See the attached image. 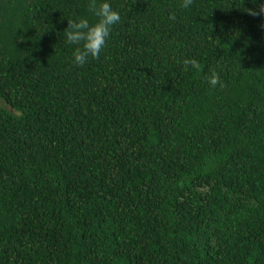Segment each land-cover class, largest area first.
<instances>
[{
  "label": "trees",
  "instance_id": "1",
  "mask_svg": "<svg viewBox=\"0 0 264 264\" xmlns=\"http://www.w3.org/2000/svg\"><path fill=\"white\" fill-rule=\"evenodd\" d=\"M110 2L79 66L87 0H0V264H264V17Z\"/></svg>",
  "mask_w": 264,
  "mask_h": 264
},
{
  "label": "clouds",
  "instance_id": "2",
  "mask_svg": "<svg viewBox=\"0 0 264 264\" xmlns=\"http://www.w3.org/2000/svg\"><path fill=\"white\" fill-rule=\"evenodd\" d=\"M253 7H246L243 0V7L239 8L252 16L264 17V0H249ZM193 0H180V7L188 9ZM89 15H79L67 18V26L62 30L64 42L74 45L72 49V63L82 66L89 61V58H97L106 47L112 29L121 22V13L112 6L110 0H87ZM170 18L175 19V14L170 13ZM261 27H264L262 21ZM185 65L197 66L194 58H185ZM210 85L218 83V75L215 71L207 76Z\"/></svg>",
  "mask_w": 264,
  "mask_h": 264
}]
</instances>
